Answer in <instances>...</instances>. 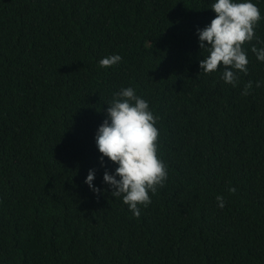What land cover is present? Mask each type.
Returning <instances> with one entry per match:
<instances>
[{"label":"trees","instance_id":"trees-1","mask_svg":"<svg viewBox=\"0 0 264 264\" xmlns=\"http://www.w3.org/2000/svg\"><path fill=\"white\" fill-rule=\"evenodd\" d=\"M252 2L262 19L233 87L223 66L200 67L215 0H0V264H264V62L251 51L264 0ZM111 55L121 62L100 67ZM128 87L159 118L168 171L138 218L111 195L117 165L95 141Z\"/></svg>","mask_w":264,"mask_h":264},{"label":"clouds","instance_id":"clouds-1","mask_svg":"<svg viewBox=\"0 0 264 264\" xmlns=\"http://www.w3.org/2000/svg\"><path fill=\"white\" fill-rule=\"evenodd\" d=\"M211 10L216 13L215 18L203 30H198L200 49L208 53L200 60V67L203 73L211 74L223 66L222 79L235 87L236 73L248 72L244 45L256 38L255 28L262 19L261 11L252 0H215ZM251 51L264 62V47L253 46ZM121 60L120 55L107 56L99 61V66L110 68ZM256 86L260 87V82ZM252 87L249 81L242 95H249ZM108 105V118L99 127L95 141L102 154L101 164L107 158L117 167L115 174L105 172L104 182L111 186V195L122 197L123 203L138 218L139 206L147 208L152 202L150 193L154 195L168 178L167 166L157 154L159 131L155 125L159 118L150 110L148 101L131 87L114 94ZM94 180L95 170H90L85 183L99 195L101 190L94 186ZM230 191L235 193V188ZM216 199L223 209L224 198L218 195Z\"/></svg>","mask_w":264,"mask_h":264}]
</instances>
